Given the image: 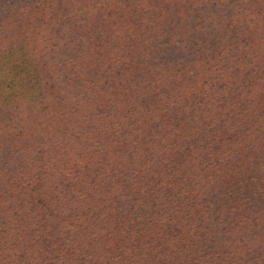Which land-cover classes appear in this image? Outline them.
Instances as JSON below:
<instances>
[{
    "label": "trees",
    "instance_id": "obj_1",
    "mask_svg": "<svg viewBox=\"0 0 264 264\" xmlns=\"http://www.w3.org/2000/svg\"><path fill=\"white\" fill-rule=\"evenodd\" d=\"M0 264H264V0H0Z\"/></svg>",
    "mask_w": 264,
    "mask_h": 264
}]
</instances>
